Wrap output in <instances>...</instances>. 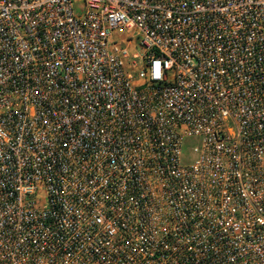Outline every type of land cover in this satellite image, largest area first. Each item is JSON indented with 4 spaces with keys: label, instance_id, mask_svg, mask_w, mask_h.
I'll return each instance as SVG.
<instances>
[{
    "label": "built area",
    "instance_id": "built-area-1",
    "mask_svg": "<svg viewBox=\"0 0 264 264\" xmlns=\"http://www.w3.org/2000/svg\"><path fill=\"white\" fill-rule=\"evenodd\" d=\"M0 264H264V0H0Z\"/></svg>",
    "mask_w": 264,
    "mask_h": 264
},
{
    "label": "rangeland",
    "instance_id": "rangeland-1",
    "mask_svg": "<svg viewBox=\"0 0 264 264\" xmlns=\"http://www.w3.org/2000/svg\"><path fill=\"white\" fill-rule=\"evenodd\" d=\"M197 141H198V139H196V138H191V139H188L186 141V145L183 147V156H184L183 161L185 163H188L189 162V160H190L189 150L193 146H195L197 144Z\"/></svg>",
    "mask_w": 264,
    "mask_h": 264
}]
</instances>
